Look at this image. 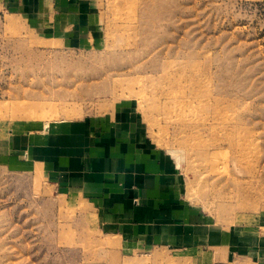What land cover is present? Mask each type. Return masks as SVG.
I'll list each match as a JSON object with an SVG mask.
<instances>
[{"label":"rangeland","instance_id":"374dc122","mask_svg":"<svg viewBox=\"0 0 264 264\" xmlns=\"http://www.w3.org/2000/svg\"><path fill=\"white\" fill-rule=\"evenodd\" d=\"M84 3L99 30L79 49L0 3V264H264V0ZM125 101L174 165L192 222L238 240L230 259L207 244L128 256L92 208L4 163L19 135Z\"/></svg>","mask_w":264,"mask_h":264},{"label":"crops","instance_id":"0c3cea01","mask_svg":"<svg viewBox=\"0 0 264 264\" xmlns=\"http://www.w3.org/2000/svg\"><path fill=\"white\" fill-rule=\"evenodd\" d=\"M84 2L0 0L38 37L68 49L98 36L96 14ZM40 129L8 144L4 163L42 173L58 195L73 205L81 202L85 211L92 208L99 231L117 240L128 256L144 247L207 244L215 260L230 259L238 240L233 233L203 235L192 222L178 195L174 165L147 135L130 102L119 103L108 116L62 119Z\"/></svg>","mask_w":264,"mask_h":264},{"label":"bare ground","instance_id":"6f19581e","mask_svg":"<svg viewBox=\"0 0 264 264\" xmlns=\"http://www.w3.org/2000/svg\"><path fill=\"white\" fill-rule=\"evenodd\" d=\"M25 106H29V108L26 109ZM4 107H5L4 105H1V108H4ZM34 107H35V105H33V104L32 105L31 104L30 105H28V104L26 105L25 104V105H23V107H21V110L27 111L28 113H30V115H33V113L35 115V114H37V109L34 108Z\"/></svg>","mask_w":264,"mask_h":264}]
</instances>
